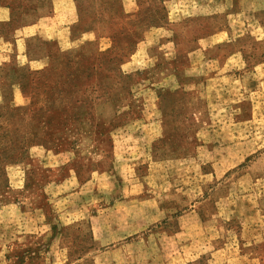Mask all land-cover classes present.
<instances>
[{
    "label": "rangeland",
    "instance_id": "obj_1",
    "mask_svg": "<svg viewBox=\"0 0 264 264\" xmlns=\"http://www.w3.org/2000/svg\"><path fill=\"white\" fill-rule=\"evenodd\" d=\"M74 1L97 55L0 89V264H264V0Z\"/></svg>",
    "mask_w": 264,
    "mask_h": 264
},
{
    "label": "crops",
    "instance_id": "obj_2",
    "mask_svg": "<svg viewBox=\"0 0 264 264\" xmlns=\"http://www.w3.org/2000/svg\"><path fill=\"white\" fill-rule=\"evenodd\" d=\"M13 1L0 0V28H3V31L0 30V66L15 59L16 63L13 64L17 68L28 67L30 70H40L45 67L47 53L43 52V57H39L32 52L33 49L30 53L27 52L26 43L30 39H37L40 44L60 47L61 50L69 53L70 57L90 54L92 46L90 38L83 37L80 41H73L74 0H50L49 17H40L35 22L24 23L19 29L11 30ZM42 46L43 50L46 49L45 45ZM16 92L19 95V92Z\"/></svg>",
    "mask_w": 264,
    "mask_h": 264
},
{
    "label": "trees",
    "instance_id": "obj_3",
    "mask_svg": "<svg viewBox=\"0 0 264 264\" xmlns=\"http://www.w3.org/2000/svg\"><path fill=\"white\" fill-rule=\"evenodd\" d=\"M14 23H18L16 22L14 19L11 18V21H10V24H14ZM42 45H45L44 48L45 49V52L44 53H47V65L40 71H30L28 69H24V68H17L13 63H10V64H7L3 67L0 68V73L2 74H5L6 72H11L12 75L10 76V78L6 81H9V82H5L2 87H0V89L2 90H5V91H8L9 88L12 87V85H14V77L17 78V85L21 88V83L19 80H21L20 76H21V72L23 71H28L31 75H34V74H39V72H46L48 71V69L51 67L52 63L55 61V58H63L64 61H65V64H73L74 62L80 60V59H83V58H92V57H95L97 55L95 49L91 50L90 49V54H79L77 55L76 57H70L69 53L67 52H59L57 50H53L52 47H55V45L53 44H40V42H38L37 39H30L29 41H27L26 43V48H27V52H31L30 50H32V52H36L37 50L41 51L43 50V47ZM92 47V46H91ZM30 48V49H29ZM82 52V50H81ZM35 54V53H34ZM33 54V55H34ZM22 90V89H21ZM24 94V93H23ZM108 105L112 106L113 107V104L111 102L108 103Z\"/></svg>",
    "mask_w": 264,
    "mask_h": 264
}]
</instances>
